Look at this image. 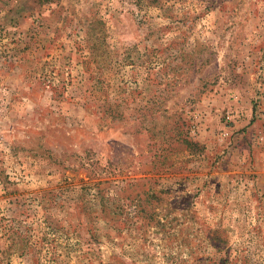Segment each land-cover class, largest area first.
I'll list each match as a JSON object with an SVG mask.
<instances>
[{
    "label": "rangeland",
    "instance_id": "rangeland-1",
    "mask_svg": "<svg viewBox=\"0 0 264 264\" xmlns=\"http://www.w3.org/2000/svg\"><path fill=\"white\" fill-rule=\"evenodd\" d=\"M0 264H264V0H0Z\"/></svg>",
    "mask_w": 264,
    "mask_h": 264
}]
</instances>
